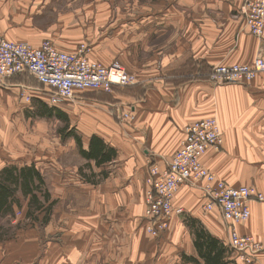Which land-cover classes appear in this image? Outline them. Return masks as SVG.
<instances>
[{"label":"rangeland","instance_id":"1","mask_svg":"<svg viewBox=\"0 0 264 264\" xmlns=\"http://www.w3.org/2000/svg\"><path fill=\"white\" fill-rule=\"evenodd\" d=\"M168 4L166 0H0V36L32 46L48 41L59 50L68 52L84 46L87 58L99 63H103L101 61L106 58L107 53L116 55L120 52L118 55H121L126 52L134 73L122 66L128 74L133 75L136 69L142 67L149 70L159 68V61L168 58L170 53L173 54L176 51L174 48L182 42L180 40L184 35L180 32L165 33L154 39V35L149 32L146 22L150 20L152 10L167 7ZM241 4L242 0L232 17L239 20L252 36L262 38L264 29L261 36L255 35L247 26L245 17L239 15ZM140 14H143L144 19L138 23L133 19ZM133 22L135 25H132ZM123 27L128 28V40H125V50H120L118 47ZM137 27H140V32ZM32 40H37L38 44H33ZM177 40L180 42L176 43ZM57 42L70 46L63 45L61 48ZM134 50L136 51L133 52ZM98 54H101V59L96 57ZM257 56H264V53L258 51L255 58ZM181 60L172 70L169 68L171 65L160 67L164 70L161 71L165 74V80L174 85L185 84L182 82L184 79L187 82H199H194L193 87H190L193 92L200 94L194 97L193 120L187 124L201 119H213L220 128L217 88L220 85L240 83L217 84L210 78L214 65L208 67L191 56L186 59L183 56ZM111 61L121 63L117 58ZM146 61L156 63L149 67L139 66ZM234 64L236 63L223 65ZM11 78L0 83L2 90L7 92L5 96L16 98L15 110L14 107H6L1 111L0 175L6 167L34 165L43 178L38 186L39 190L36 191L43 205L39 211H30L29 196L14 194V198H19L17 203L9 198L12 212L10 210L0 213V264H205L195 243L194 253L197 251L198 258L190 260L184 254L190 241H195L196 233L202 232L203 235L211 237L210 230L201 218H208L210 222H207L215 225L218 231L225 229L226 235L221 234L223 239H219L226 244L224 253L228 255L226 257L234 256L239 260L229 245L235 223L225 220L220 213L207 214L201 206L198 209L195 203L191 204L194 208L191 211L193 214L186 208L177 206L182 209V213L173 218L177 217L181 224H174L169 232L170 236L178 227L175 236L177 242H171L165 234L173 218L167 228L157 236L147 235L141 229V226L144 229L145 219L137 209L140 202H131L136 195L129 196L126 205H122L124 201L120 202L115 198L116 192L105 197L108 182L113 180L110 175H115L119 168V162H113L115 152L119 153L120 148H117L116 142L120 143L118 138L122 128L125 129L124 126L135 118L132 114V118L123 119L121 113L131 104H127V99L142 95L141 87L114 86L110 92L82 91L81 96L79 95L81 101L53 103L49 97L41 102L33 96L36 93L21 87L22 84L33 86L34 91L37 89L34 88L35 85L22 81L13 85L15 80L12 81ZM12 88L16 89L13 91ZM121 97H125L124 100ZM237 98L240 101L236 105L247 104V100L241 95ZM92 137H98L103 143H114L115 150L108 147L113 150L110 160L96 165L94 160L85 159L81 155L80 150L89 149L88 141ZM222 145L223 143L217 149L210 148L204 153L201 158L203 166L219 182L229 186L247 187L253 195L251 201L264 204V199L257 198L260 194L264 196V162L241 161L239 158L244 155L240 153L239 146H232L231 149L235 152H231ZM147 160L143 162V202L150 189ZM57 161L68 166L67 173L78 176H62L57 179ZM157 162L162 166L164 160ZM105 164L107 171L103 170ZM60 169L66 170L64 167ZM260 172L261 175H258ZM117 186L118 184L115 187ZM185 186L192 189V194L202 195L207 202L200 183H189ZM43 191L48 193L47 200L42 195ZM197 205H201L200 202ZM131 234L138 236L132 240L129 238ZM259 254L250 263H239L264 264V259H261L264 254ZM260 259L262 262H259Z\"/></svg>","mask_w":264,"mask_h":264},{"label":"crops","instance_id":"2","mask_svg":"<svg viewBox=\"0 0 264 264\" xmlns=\"http://www.w3.org/2000/svg\"><path fill=\"white\" fill-rule=\"evenodd\" d=\"M166 1L169 3L168 6L160 9H153L150 20L148 19L149 21L146 22L148 23L150 34L154 35L152 39L161 37L163 36L162 34L165 33L177 34L179 32L184 35V37L181 38V43H179L180 41L178 40L176 41V43L178 42L179 44L174 48L176 51L173 54L170 53L168 58H163L162 61H159V68H152L149 70V68L142 67L135 70V74L133 75H135L137 79L136 82L130 86L141 87L142 95L137 98H129L127 99L128 101H126L127 104H131H128L129 108L124 110L131 111L135 118L132 122H128L127 125L124 126L125 129L122 128V133L118 138L120 139V143L116 142L117 148L118 146H120V148L119 153L115 152L113 162H119V168L115 175H110V171L108 170L113 180L108 182V191H105L107 196L104 195L108 197L116 192L115 198L119 199L120 202L124 201L122 205H126L125 203L129 201V196L136 195V198H133L131 202H140L137 209L142 212V216L144 209L142 182L144 175L143 162L149 157H152L155 161L166 160L176 151L183 137V127L187 122L193 120L194 97H198V94H200L190 89V87H193V84L199 83L197 80L187 82V80L184 79L182 82L185 84L180 85L169 83L165 80V74H162L164 70H162L160 65L162 67L171 65L169 68L172 70L180 64L183 56L185 59L191 56L208 67L217 64H248L253 61L258 51L264 53V35L260 39L252 36L239 20L232 17L233 12L236 11L239 6L240 0ZM164 8L166 9L164 10ZM126 14L130 16L129 12ZM142 16L143 14L138 15L136 18L133 17V20L140 23V20L143 18ZM179 18L180 20H178ZM132 25H135V22H133ZM131 28L136 30L135 27ZM137 29L138 32L141 31L140 27H137ZM166 29L168 30L166 31ZM120 35H122L121 43L118 48L120 50H125V40H128V28L126 29L123 27ZM32 42L33 44H38L37 40H32ZM59 45L61 48L70 46L69 44L65 45L61 43ZM135 51L136 50L133 52ZM185 53H187V55H184ZM118 54L112 55L111 53H107L105 54L106 58L101 62L109 64L112 62L111 60L117 58L121 62L120 64L127 68H125L127 71H133L130 67L129 55H126V52L121 55ZM100 56L101 54H98L96 57L101 59ZM152 63L156 62L146 61V63L139 64V66L149 67ZM132 73H134V71ZM11 79L12 81L15 80L13 85L19 84L21 81L26 82V84L30 83L35 85L34 88L37 89L34 91L37 92H34L33 89L30 91L36 93L33 96H36L35 98L41 100V102L44 101L45 98L47 99L49 95V90L38 84L31 76L19 74L12 76ZM200 86L199 84V87ZM200 88L202 89V87ZM15 89L16 88H12L13 91ZM217 89V114L221 125L223 148L227 149L228 147L227 151L230 150L231 152H235V150L231 149L233 148L232 146H239L240 153L244 155L243 158H239V160L264 162V73L257 75L249 85L226 84L218 86ZM6 93L7 92L3 91L0 85V153L2 147L1 111L6 107H8V109L10 107H14V110L16 109V98L14 96H5ZM240 95L247 100V104H235L237 101H240V99L237 98ZM124 98L125 97H121V100H124ZM104 142L107 149L110 147V149L112 148L115 150L116 147L114 143L111 141V143L108 141ZM89 143L90 141H88V145ZM84 150L87 149L85 148ZM57 163L59 164L56 166L58 170L57 179L62 176H78L67 173L68 166H66V164L63 165L58 161ZM106 165L107 164L103 165V170L105 171H107L104 168ZM59 166L61 168L64 167L66 170L63 169L64 171H61ZM1 167L0 154V168ZM257 174L261 175V172ZM108 178H106V180ZM116 184H118L117 187H115ZM191 190L192 189L186 188L185 185L179 187L174 195V205L186 208L190 214H193L191 211L194 210V208L191 204L195 203L198 209L199 206H201L207 214L211 212H217L219 214L216 208L210 210L205 209L203 204H205L206 199L202 197L201 194V196L192 194ZM198 202H200L201 205H197ZM249 209V218L240 223H235L233 228L240 234H248L255 239L264 240V204H258L250 200ZM176 218L172 219V224H170L171 226L168 228V232L165 236L172 231L174 224H181ZM207 219L201 218L200 220L204 222L205 226L210 230V236L215 238L218 244L224 247L226 244L219 239H223L222 235H226L225 229L221 228L218 231V228L212 223H208L210 221ZM141 229L144 233L150 235L143 229V226H141ZM177 231L178 227L173 230L172 235H168L171 242H177V237L175 238ZM137 236L138 234H131L129 238L133 240L136 239ZM193 244L194 241L192 242L191 240L186 250H184V254L189 257L190 260L198 258L196 255L197 251L194 253ZM262 254H264V252H262ZM226 256L228 255L224 253L223 260L226 264H240L239 260H236L234 256ZM261 259H264V255H262ZM261 259L259 262H262Z\"/></svg>","mask_w":264,"mask_h":264},{"label":"built area","instance_id":"3","mask_svg":"<svg viewBox=\"0 0 264 264\" xmlns=\"http://www.w3.org/2000/svg\"><path fill=\"white\" fill-rule=\"evenodd\" d=\"M239 15L245 17L252 33L262 35L264 0H242ZM260 73H264V56H257L249 65H214L210 78L217 84L248 85ZM19 74L31 76L46 87L49 100L53 103L81 101L79 95L82 91L110 92L114 86L126 87L136 82L118 61L103 64L89 60L84 46L68 52L59 50L48 41L32 46L0 36V83ZM21 87L26 91L32 90L25 84ZM121 115L123 119L133 117L131 111H123ZM222 141L217 122L201 119L184 126L179 148L168 160H164L162 166L152 157L148 158L150 189L144 198L143 211L144 229L148 234L157 236L174 216L182 213L173 199L179 187L189 183L201 184L203 195L207 198L205 209L216 208L225 220L233 223L249 218V201L253 196L250 189L219 182L201 162L204 153L210 148L217 149ZM257 198L263 200L264 196L260 194ZM229 242L242 263H250L264 251V240L240 234L235 229Z\"/></svg>","mask_w":264,"mask_h":264},{"label":"trees","instance_id":"4","mask_svg":"<svg viewBox=\"0 0 264 264\" xmlns=\"http://www.w3.org/2000/svg\"><path fill=\"white\" fill-rule=\"evenodd\" d=\"M112 151L106 149L104 143L98 137H92L89 149L87 151L80 150V153L85 159L94 160L96 165H99L110 160ZM0 176V213L10 210L12 212L11 203L8 201L9 198H12L17 203L19 198L17 196L14 198V194L17 195V193L24 197L29 196L30 211H39L41 209L43 204L40 203L36 191L39 190L38 186L43 182V178L34 165L6 167L1 171ZM42 195L45 200L48 199L47 192L43 191ZM30 211L28 212L31 213ZM194 243L205 264H226L223 260L225 249L218 244L216 239L200 232L196 233Z\"/></svg>","mask_w":264,"mask_h":264}]
</instances>
